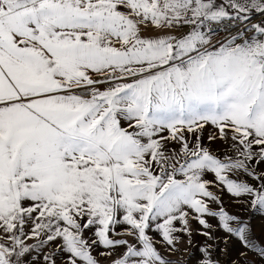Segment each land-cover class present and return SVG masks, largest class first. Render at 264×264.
<instances>
[{
  "label": "snow or ice",
  "instance_id": "snow-or-ice-1",
  "mask_svg": "<svg viewBox=\"0 0 264 264\" xmlns=\"http://www.w3.org/2000/svg\"><path fill=\"white\" fill-rule=\"evenodd\" d=\"M262 163L264 0H0V264H176L207 218L264 258L211 190L264 214Z\"/></svg>",
  "mask_w": 264,
  "mask_h": 264
},
{
  "label": "crops",
  "instance_id": "crops-1",
  "mask_svg": "<svg viewBox=\"0 0 264 264\" xmlns=\"http://www.w3.org/2000/svg\"><path fill=\"white\" fill-rule=\"evenodd\" d=\"M216 32L218 33L214 39L222 38V32H220L219 27L214 26ZM186 31V29H185ZM145 35H158L162 33H157L154 29H147L144 33ZM179 35V33H176ZM214 131L211 125L207 126L204 130V136L202 137V141L204 144L209 145L210 149L217 155H222L226 150L227 145L223 142L216 140L213 142L208 141V136ZM260 169H264V163H262L258 171ZM208 180H214V177L209 174L206 176ZM254 183V182H253ZM218 196H220L223 200L224 208L230 213L234 214L246 222L250 223V226L253 230L254 236L257 238L258 242H260V246L264 247V214H262L259 210H252L250 205L247 202L241 200H237L236 198L231 197L226 192L220 191L217 188L213 187L211 189ZM213 210H218L215 204L210 205ZM208 222L213 226L210 229H202L195 220H190V227L192 229L191 235V244L188 242V237L183 234H179L181 239L176 244V248L178 251L168 252L164 247H160L161 253L169 260L176 262V264H197V261L201 258V253L199 251L200 248L205 247L208 244L213 245L212 254L213 259H218L220 264H263L264 258H262L258 252L254 250H246L244 249L240 243L235 238L228 237L221 229L217 227V220L213 218H207ZM126 225H118L116 231H122L126 228ZM209 231L213 237L212 240H209L206 236L198 234V231ZM155 236V233H150ZM90 235L89 232H85V236L88 237ZM119 238H127V237H116ZM227 240V244L225 243ZM36 241L29 240L28 244H35ZM51 247V246H50ZM49 251L48 247L45 248H37L32 253H30V258L28 259V264H43L42 257ZM101 251V249H94V255L96 252ZM124 251L123 248L118 250V253H122ZM241 252H247V255H241ZM100 264H110L109 259L99 258ZM58 264L60 261V257L57 258Z\"/></svg>",
  "mask_w": 264,
  "mask_h": 264
},
{
  "label": "rangeland",
  "instance_id": "rangeland-1",
  "mask_svg": "<svg viewBox=\"0 0 264 264\" xmlns=\"http://www.w3.org/2000/svg\"><path fill=\"white\" fill-rule=\"evenodd\" d=\"M222 35H223V33H222ZM264 264V263H263Z\"/></svg>",
  "mask_w": 264,
  "mask_h": 264
}]
</instances>
